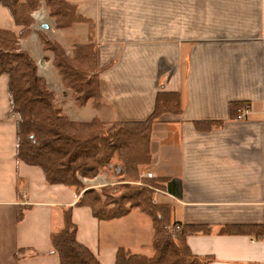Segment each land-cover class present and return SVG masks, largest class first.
<instances>
[{"label":"crops","instance_id":"1","mask_svg":"<svg viewBox=\"0 0 264 264\" xmlns=\"http://www.w3.org/2000/svg\"><path fill=\"white\" fill-rule=\"evenodd\" d=\"M66 1L91 26L59 29L36 11L33 24L69 57L75 46L92 45L101 101L65 114L80 122H138L152 113L158 91L179 92L182 111L151 126L150 162L138 180L147 170L159 180L153 202L168 204L174 221L211 229L187 236L191 253L211 255L208 264H264V235L219 233L230 225L264 227V0ZM0 29H21L1 4ZM36 32L32 25L19 39L21 49ZM7 85L0 74V264H60L50 233L61 226V206L71 207L76 240L101 264H115L119 248L151 257L154 230L139 209L98 220L76 205L83 191L47 184L39 167L16 158L17 115ZM232 103L249 108L246 119L234 118ZM205 121L221 124H196Z\"/></svg>","mask_w":264,"mask_h":264},{"label":"trees","instance_id":"2","mask_svg":"<svg viewBox=\"0 0 264 264\" xmlns=\"http://www.w3.org/2000/svg\"><path fill=\"white\" fill-rule=\"evenodd\" d=\"M56 28H68L75 23L91 20L77 14L76 7L66 0H43ZM16 25L18 33L0 29V74L8 75V95L11 112L17 115L15 155L27 165L41 169L47 184H62L76 194L83 191L76 205L90 207L98 220L119 218L139 209L154 230L151 257L133 254L119 248L115 264H208L211 255H195L186 244L189 235L210 233L206 226L182 225L171 217L168 204L153 202L152 187H160L159 180L145 178V185L137 184L141 166L150 162L151 126L165 113L179 114L182 101L179 92L158 91L152 113L143 121L106 123L98 118L87 122L73 121L57 106L55 95L37 73L32 57L18 45L19 39L31 33L32 13L39 0H0ZM44 51L53 53L52 64L62 85L72 93L78 106L91 100L94 107L101 101L95 52L92 45H77L69 57L65 50L41 31L36 32ZM240 103H232L235 115ZM211 129L221 122H197ZM116 163H115V162ZM119 163L123 172L113 186L87 188L80 178L91 179L108 171L109 165ZM24 209L17 210V220ZM61 226L50 233L51 253L60 264H101L93 253L75 238L76 226L71 221V207L59 208ZM223 234H253L263 238L262 225H230L219 230ZM259 264V263H253Z\"/></svg>","mask_w":264,"mask_h":264},{"label":"rangeland","instance_id":"3","mask_svg":"<svg viewBox=\"0 0 264 264\" xmlns=\"http://www.w3.org/2000/svg\"><path fill=\"white\" fill-rule=\"evenodd\" d=\"M42 4L44 3L42 2L40 3V0H39V7L37 8L36 12H40V13H37L36 17L38 20H42L45 18L46 22L50 21L49 16H48V10L46 11V9L42 6ZM34 14H35V11L32 13V17L34 16ZM32 25L36 28L37 31H41L40 24L37 23L36 25L35 24H32ZM41 32L46 35V33H44L46 31H41ZM23 44H25L26 48L29 50V51L28 50L27 51L25 50V51L32 57V59L34 60L36 64L38 75L45 80L48 88L54 92L57 106L62 110L64 114L67 111L70 112V109L76 106V103L72 99L71 91L62 85L60 77L52 64L53 53L51 52L52 55L49 56L48 51H44L42 49V45H41V42L38 36L32 37L29 40L24 41ZM115 163L110 164L108 171L103 172V173H107L105 181L106 180L108 181L105 183H108V182L109 183L108 184L102 183L103 184L102 186H113V185H109L111 182L113 183V179H115L114 173L112 172V168H115V166H118L122 170L121 173L123 172V167L119 163H117L116 165ZM147 171H145L144 173L147 174ZM100 174L102 173H99L97 175H100ZM80 179L85 184L86 187L91 186V185H88L87 182L83 181V178H80ZM143 180L144 179L142 180L140 179L136 183L145 185Z\"/></svg>","mask_w":264,"mask_h":264},{"label":"built area","instance_id":"4","mask_svg":"<svg viewBox=\"0 0 264 264\" xmlns=\"http://www.w3.org/2000/svg\"><path fill=\"white\" fill-rule=\"evenodd\" d=\"M262 104H263V114H264V92H263V96H262ZM249 114V108L247 106H239L236 110V113L234 115V118L237 119V120H243V119H246L247 116ZM121 169L118 167V166H115V168H112V172L114 173V176H115V179H113V183L109 184V185H118V184H121V183H124L123 181H118L117 178L118 176L121 174ZM106 174L107 173H102L100 175H96L95 177L91 178V179H83V181L87 182L88 185H91V186H88L87 188L89 187H101L104 183V184H108V183H105L107 182L108 180L105 181L106 179ZM146 178H152V174L151 173H147L146 175H144ZM115 180V182H114ZM154 191H160L159 189L157 188H154L153 189Z\"/></svg>","mask_w":264,"mask_h":264},{"label":"bare ground","instance_id":"5","mask_svg":"<svg viewBox=\"0 0 264 264\" xmlns=\"http://www.w3.org/2000/svg\"><path fill=\"white\" fill-rule=\"evenodd\" d=\"M36 18H37V17H36ZM145 178H146V177H145ZM83 179H84V178H83ZM149 187H150V186H149ZM150 188L154 189L155 187H152V186H151Z\"/></svg>","mask_w":264,"mask_h":264}]
</instances>
